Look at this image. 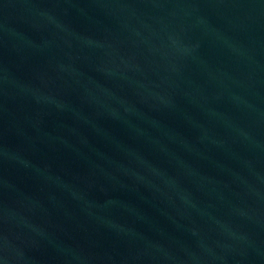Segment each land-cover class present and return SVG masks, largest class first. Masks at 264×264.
Wrapping results in <instances>:
<instances>
[{
  "label": "water",
  "instance_id": "1",
  "mask_svg": "<svg viewBox=\"0 0 264 264\" xmlns=\"http://www.w3.org/2000/svg\"><path fill=\"white\" fill-rule=\"evenodd\" d=\"M0 264H264V0H0Z\"/></svg>",
  "mask_w": 264,
  "mask_h": 264
}]
</instances>
